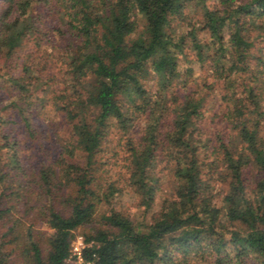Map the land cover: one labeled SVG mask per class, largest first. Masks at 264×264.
I'll list each match as a JSON object with an SVG mask.
<instances>
[{
    "label": "trees",
    "instance_id": "1",
    "mask_svg": "<svg viewBox=\"0 0 264 264\" xmlns=\"http://www.w3.org/2000/svg\"><path fill=\"white\" fill-rule=\"evenodd\" d=\"M0 59V264H67L81 227L92 264H264V0H0Z\"/></svg>",
    "mask_w": 264,
    "mask_h": 264
},
{
    "label": "rangeland",
    "instance_id": "2",
    "mask_svg": "<svg viewBox=\"0 0 264 264\" xmlns=\"http://www.w3.org/2000/svg\"><path fill=\"white\" fill-rule=\"evenodd\" d=\"M23 55V51H19L11 60L7 62V71L10 72L11 74H18L20 65H21V56ZM5 60L0 59V70L2 71L3 77L0 78V86L2 89H0V132L2 133H7L9 135H12V131L15 130V132L19 131V127L15 124H8L7 126H3L1 120L2 118L5 119H10L13 120L15 117L14 113L11 111V109H3L4 106L9 104L11 100H13V90L10 87V89L7 87L10 85V83L7 80L8 75H6L5 68H2L5 66ZM51 103V102H50ZM46 105H49L47 103ZM41 117L38 118V122L35 123V127L38 129V134H37V139L33 141L28 137L26 132L22 130L21 137L22 139L20 140V146L19 150L21 151V160L24 163H35L37 159L40 157H45V158H50L53 153L49 156H41L44 154V149L45 147H41L40 144L45 143V142H50L48 139V135L50 133V130L52 131L54 129L55 124L48 126L50 123L49 116L47 113L43 111L41 113ZM53 119V118H52ZM54 120V119H53ZM54 123V121H52ZM45 130V132H44ZM42 131V132H41ZM38 146L41 148L38 149ZM121 153V152H120ZM102 156L106 157L109 156V153L103 152L101 154ZM115 175L112 173V176ZM114 206L117 209H121L127 212H130L131 215L134 216L135 220L137 221L138 224H143V222H149L150 216L153 213V210L158 209V206H154L152 210H146L142 206H139V202L137 200V196L132 192V191H124L117 195L114 199L113 202ZM102 207V206H101ZM103 209V208H101ZM86 229L81 227L75 231L76 237L72 241V244L78 243L83 241V233ZM84 242V241H83ZM12 262H17L24 264L23 261L19 257H14L12 258ZM67 264H69V260H67ZM74 264V263H72Z\"/></svg>",
    "mask_w": 264,
    "mask_h": 264
},
{
    "label": "built area",
    "instance_id": "3",
    "mask_svg": "<svg viewBox=\"0 0 264 264\" xmlns=\"http://www.w3.org/2000/svg\"><path fill=\"white\" fill-rule=\"evenodd\" d=\"M85 246L86 244L83 241L72 244L70 256L67 259L69 264H92L91 261H87L84 257L83 249Z\"/></svg>",
    "mask_w": 264,
    "mask_h": 264
}]
</instances>
